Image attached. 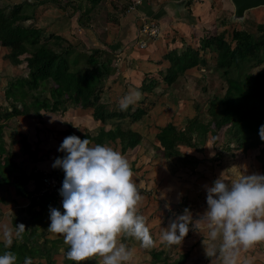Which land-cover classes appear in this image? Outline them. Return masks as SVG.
Listing matches in <instances>:
<instances>
[{"label":"trees","instance_id":"obj_1","mask_svg":"<svg viewBox=\"0 0 264 264\" xmlns=\"http://www.w3.org/2000/svg\"><path fill=\"white\" fill-rule=\"evenodd\" d=\"M106 1L64 0V4L62 0H25L6 9L0 6V46L10 48L8 57L15 65L26 63L27 72V77L10 80L7 89L10 108H0V174H3L0 175V190L12 186L17 196L30 199V206L15 209L17 215L12 218L13 227L16 228L18 224L27 226L28 221L34 224L29 228V237H16L11 247H6V244L0 242V255L13 252L17 256V264H24L26 256L32 258L33 264H42L35 263L36 259L52 262L51 251L47 247L50 239L46 237V233L49 232L39 233V227H49L46 219H50V208L62 210L54 193L42 192L44 173L33 169L28 174L16 162L17 154L6 149V131L12 128L21 137L19 141L23 155H27L33 163L42 161L38 150H33L26 135L18 131V117L35 115L43 119L44 113L63 114L69 108L78 107L92 109L94 119L101 122L103 127L96 133L88 131L80 134L69 125L64 131L65 134L75 135L81 140L87 138L91 142L89 146H110L117 143L121 154L128 157V153H133L144 141L141 133L123 125V122L114 124L108 130L105 128L109 121L131 117L133 122H139L147 114V110L139 106L144 104L143 100L131 103L126 110L118 107V111H112L106 103H102L104 83L117 71L114 60L111 57L106 58L105 54L118 52L114 48L117 44H108V33L99 28L104 24L95 19V13L106 5ZM47 4H56L63 11L72 7L77 14L78 29L85 33L88 43L85 41L75 45L55 33L45 39L44 29L32 23L38 20L40 7ZM117 6L118 4L115 8ZM129 7L130 3L123 7L121 14H127ZM110 16L116 25H121L119 18L116 20L117 14L112 13ZM28 22L32 25L26 26L25 23ZM257 29V34L233 29L231 37L226 31H222L204 37L198 46L187 44L185 47L172 49L163 57L170 65L161 68L157 78L148 77L143 80L139 87V92L143 95L156 94L158 89H171L179 94L184 88L182 84L177 85L178 82L188 79L190 75L187 73L191 70L207 66L203 54L212 51L216 54V67L223 73L227 83L224 94L217 95L210 101L204 114L206 119L202 116L204 109L200 101L193 100L194 114L184 127L176 126L172 121L158 127L156 139L159 145H152L158 155L163 154L166 160L176 158L184 165L187 162L197 163L195 157L185 154L182 149L202 151L201 146L209 133L217 137L225 128L229 137L226 148L244 152L258 150L259 155L256 158L264 170V141L259 136V129L264 125V69L255 74L251 72L253 68L264 65V23L259 24ZM88 44L87 50L81 48ZM162 83H165L163 88ZM232 144H235L236 148H233ZM224 152L225 150L219 151L217 159ZM64 155L60 152L57 158H63ZM5 172L8 174L5 175ZM51 174L63 184L65 174L62 169L52 167ZM31 181H35L34 192L27 189ZM4 202L5 199L0 198V215L1 204ZM38 207L40 209L36 210ZM26 212L27 215H24ZM40 224L42 226H39ZM123 239L129 241L131 237ZM152 255L157 261H163L165 264H188L190 252H180L175 258L154 249Z\"/></svg>","mask_w":264,"mask_h":264},{"label":"rangeland","instance_id":"obj_2","mask_svg":"<svg viewBox=\"0 0 264 264\" xmlns=\"http://www.w3.org/2000/svg\"><path fill=\"white\" fill-rule=\"evenodd\" d=\"M23 1L25 0H0V6L6 9L7 7L19 4ZM28 1L33 2L34 0ZM83 1L86 2L87 0ZM143 1L144 0H107L106 5H103L104 8L102 7L103 9L101 8L98 12H94L96 14V21L104 24L99 27L100 30L109 34L107 37L108 44H111L110 42H112L115 37L114 29L118 28L110 15L112 13L117 14L116 20L119 18L120 23H131L132 20H134L133 22H137V16L135 18L133 16L137 13V8L142 6ZM189 1L190 0L186 2L184 10L185 16L177 14L174 9L175 15L172 17L169 16L165 21L167 25L166 23H162V20L149 19L145 22L156 23L160 29L165 27L164 31L161 29L158 37L151 38L147 41V37L141 34V28L145 23L141 25L139 29L137 28L138 32L136 31V36L138 41L136 45L130 49V51L133 50L134 59H148L149 51H145L144 49L151 47L150 43L156 42L157 40H159L160 43H154L155 46L153 49L160 51L167 46L169 48L168 50L181 47L185 41L198 46L201 42L200 40L204 37H210L222 31H226L229 37H231L233 29H243L257 34L259 32L257 26L264 23V8L262 7L247 11L243 17L237 18L235 16V6L231 0H191L190 4H188ZM62 2L65 4L64 0H62ZM147 2L149 3L146 5L155 8V10H159L166 6L161 5L163 0H147ZM129 3L130 7L127 14H121L124 11L123 7H127ZM117 4L118 6L115 8ZM143 4H145V2H143ZM142 9L143 7L140 11ZM39 10L38 14L40 15L37 16L38 20L32 24L35 23L38 27L44 29L43 37L45 39L53 33L60 35V32L63 31L68 40L70 39V41L72 43L74 42L73 44L76 45L75 40L68 34L70 32L68 30L72 28L69 26V22L71 23L77 20V14L74 13L72 7H69L67 11H63L56 4H47L46 6L40 7ZM118 10L119 12L116 13ZM32 24L31 22L25 23L26 26ZM177 25H180L182 28L178 29ZM190 27L196 29V31H193V34L189 32ZM72 36L78 39V41H86V43H88V39L82 30H76ZM81 48L87 50L89 44ZM105 57L114 59L115 55L107 53ZM203 57L207 60V66H200L188 72L187 74L190 75L188 79L185 78L186 80H180L177 84L179 86L182 84L184 88L182 89L183 92L179 94L171 89H158L155 92L156 94L152 95L145 93L149 96L143 95L139 92V87H141L144 79L142 75L139 74L140 72H135L139 67L133 64L131 65L130 63V65L128 64L127 59L130 58L128 56L127 58L125 56L124 60H121V56L120 58H115L117 71L108 77L104 83L102 103H106L110 110L118 111L121 99L133 91L141 94L139 99L134 98V102L143 100L144 104L139 106L147 110V114L139 122H133L131 117H127L125 120H114L105 124L106 130H108L114 124L123 122V125L127 127L130 126L133 130L141 133L144 138L141 146L137 147L133 153H128L129 157H124L131 165L134 173L133 181L136 183L143 197L138 214L144 216L156 244L155 247L146 249L141 247L140 242L134 238H131L129 241L122 238L121 242L132 252V258L127 264H165V262L157 261L153 257L152 251H154V249L175 258L180 252H191L194 264H223V259L219 251L221 240L212 241L208 235L210 231V221L205 215L208 207L206 202V188L211 187L214 181L219 178H222L224 182L231 185L232 182L238 180L242 175H264L262 164L256 158L257 155H259L258 150L244 152L239 149L228 150L226 148L229 137L225 133V128L218 133L217 137L209 133L204 145L201 146L202 151L186 148L182 149L185 154L195 157L197 163L187 162L184 165L176 158L166 160L163 154L158 155L153 149L152 145H159L156 139L158 127L165 126L167 122L171 121L174 122L176 126L184 127L188 120L193 117V100H196V102L200 101V105L204 109L202 116L205 117L204 114L210 101L217 95L221 96L224 94L227 83L223 73L219 72L216 67V54L210 51L204 53ZM119 62L121 68H119L120 66L117 64ZM14 66L15 65L10 61L7 55L3 57L0 56V105L4 104L5 107L10 106L9 101H7V89L10 80L27 77L25 65L19 67ZM149 67L153 66H151V64L140 66V68L146 70H148ZM130 69H133V71ZM260 69H264V65L253 68L251 72L255 74ZM127 79L129 81L125 82ZM164 86L165 83H162L161 87L163 88ZM48 88L46 89L47 93ZM173 96H175L176 99H174ZM135 107H137V105H135ZM69 125L80 134H84L88 131L90 133H96L98 129L103 127L101 122L94 119L92 109H84L81 107L69 108V110L63 114L48 113L45 114L43 119H39L35 116L26 118L21 117L18 119V131L26 135L28 142L32 145V149L38 150V156L42 161L33 163L27 155H23L21 151L22 144L19 141L21 137L18 136L12 128L7 129V136H5L6 149L9 152L13 150V153L17 154L15 159L16 162L21 165L28 174L31 173L32 169H41L44 171L42 173L45 175H52L50 172H47V170L53 165V161L60 155L58 149L64 138L68 137L64 131L68 129ZM13 139H16L14 140L16 142H14ZM92 146H95V144H91L90 147ZM231 146L236 148L235 144ZM108 147L120 152V147L117 143H112ZM222 150H225L224 154L217 159V154ZM41 170L38 171L41 172ZM4 174L7 175L8 173L5 172ZM222 174L223 176L221 177ZM0 175L2 176L3 174L1 173ZM156 180L158 182L154 184L153 182H156ZM2 197L5 199V203H2L0 221L2 220L3 214H8L10 216L9 213L14 206L19 209L30 205V200L27 201L25 198L17 196V192L12 186L4 187L0 191V198ZM56 198L59 205L62 206V202L60 203L62 199ZM39 209L38 207L36 210ZM185 209H188L191 213V219L189 223V232L182 241V244L168 245L166 242H161L162 229L168 228L172 221L178 216L183 215ZM60 211L63 212V207ZM46 213L47 211L45 214ZM15 215H17V212H14L12 218ZM24 215H27V212ZM46 221L50 224L49 217ZM9 222L10 217H5L0 222V242L6 243L3 236V229L5 226L9 227ZM31 222L32 221H28L27 226L25 224L26 230L22 234V237H29V228L34 225ZM39 226H42V224ZM47 227H39V233L49 232L46 230ZM46 236H49L48 239H50V242L47 243V247L50 248L52 262L47 260L44 261V259H36L35 263L74 264L73 261L67 259V252L70 250V246L64 243L63 236L54 233H46ZM14 238H16L15 232H13V239ZM213 245L216 248V254L208 256L206 252L210 251ZM256 246H259V244ZM246 260L248 264L252 263L250 257L244 258V261ZM83 264H99V258L86 260Z\"/></svg>","mask_w":264,"mask_h":264},{"label":"clouds","instance_id":"obj_3","mask_svg":"<svg viewBox=\"0 0 264 264\" xmlns=\"http://www.w3.org/2000/svg\"><path fill=\"white\" fill-rule=\"evenodd\" d=\"M140 95L133 91L123 97L121 110ZM259 136L264 141V125ZM90 143L87 138L70 135L58 149L65 155L56 158L52 167L62 169L65 178L63 184L60 182L61 196L54 194L62 199L63 213L50 208L47 230L63 236L64 243L70 246L67 259L74 264L92 258H99V264H127L132 252L122 238H134L146 249L156 244L144 216L138 214L143 197L133 181L128 160L111 147H90ZM206 191L208 235L212 241L221 240L223 264H236L241 248L248 250L264 243V175H242L231 185L219 178ZM190 219L191 213L185 209L183 215L162 229L161 242L181 245L189 232ZM25 230L24 224L16 225L15 236L22 238ZM3 236L6 247H11L13 230L5 226ZM206 253L215 255V246ZM0 264H17L16 254L9 251L0 255ZM24 264H33L32 258L26 256Z\"/></svg>","mask_w":264,"mask_h":264},{"label":"crops","instance_id":"obj_4","mask_svg":"<svg viewBox=\"0 0 264 264\" xmlns=\"http://www.w3.org/2000/svg\"><path fill=\"white\" fill-rule=\"evenodd\" d=\"M135 1V0H133ZM188 0H163V3H161V5H166L164 6V8H161L159 10H155V8L151 7V6H148L146 4H148L149 2H147V0L143 1L145 2V4H143L142 2V6L138 7V11L136 14H134V18L137 16V19L138 20L137 22H133L134 20L131 21V23H126V22H122L121 25H117L118 28L114 29V34H115V37L113 38V41L110 42L112 45H116L114 48H115V51H118L117 53H115V58L121 56V60L128 57L127 59V62L128 64L130 63L131 65H136V67H139L137 68L138 70H135V72H140L139 74L142 75L143 79H146L148 77H152V78H157L158 77V72L161 70V68L163 67H167L169 66L170 64L164 60V55L167 54L170 50H168V46L163 49L162 51L160 50H156V49H153V47L155 46V44H159V40H157L156 42H151L150 43V46L149 48H146L144 49L145 51H149L148 52V59H143V58H136L134 59V54H133V50L130 51L131 48H133L134 45H136V42L138 41L137 39V36H136V31H137V28L139 29L141 27V25H143L145 22H147V20L149 19H154V20H162V23H166L165 21L167 20V18L170 16H174L175 13H174V9L176 10L177 14L179 15H184V10H185V7H186V2ZM132 3V2H131ZM150 5V4H149ZM143 7V9L140 11V9ZM168 7V8H167ZM172 10V11H171ZM39 11H42V10H39ZM135 11V10H134ZM130 14V13H129ZM40 14H38L39 16ZM153 17V18H152ZM37 21V20H36ZM74 22V23H73ZM73 22H69V26L73 28V31H72V28H70L68 31H70L68 34H70L71 38L75 40V43L78 44L80 42H84V41H78V39H76L74 36V32L77 30V31H81V29L79 28L78 29V21L77 20H74ZM167 25V23H166ZM178 26V29L179 28H182L180 27V25H177ZM188 27V26H186ZM162 31L165 30V27L161 28ZM196 31V29H192L190 27V30L189 32L193 34V31ZM138 32V31H137ZM57 34V33H56ZM60 35L67 38L63 31L60 32ZM109 35V34H108ZM69 37V36H68ZM188 37H191V36H188ZM70 38V37H69ZM145 38V37H144ZM192 38V37H191ZM68 39V38H67ZM70 40V39H69ZM147 41H149V39H147ZM181 41V40H180ZM74 43V42H73ZM109 43V42H108ZM155 43V44H154ZM180 44V43H179ZM187 44H191L190 42H187L185 41V43L181 46V47H177V48H182V47H185V45ZM156 48V47H155ZM173 49V48H172ZM171 49V50H172ZM175 49V48H174ZM166 50H167V53H166ZM9 53H10V48H3L0 46V56H4V55H7L9 56ZM108 53V52H107ZM112 54V53H110ZM133 57V58H132ZM115 58L113 59L114 62L116 63L115 61ZM10 59V58H9ZM11 61V59H10ZM12 62V61H11ZM14 64V63H13ZM121 68V65H120V62L117 63ZM129 64V65H130ZM151 64V66L153 67H149L148 70L146 69H142L140 68L141 65H149ZM15 65V64H14ZM23 66L25 65L26 67V63H23L22 64ZM22 65H19V66H22ZM16 67L18 65H15ZM14 66V67H15ZM18 66V67H19ZM26 69V68H25ZM141 69V70H140ZM131 70V69H130ZM133 71V69L131 70ZM126 81H129L128 79L125 80ZM147 94H145L146 96ZM3 107V108H10V107H5V105H0V108ZM119 107V106H118ZM46 114V113H44ZM50 114V113H49ZM31 116H35V115H29V116H24L25 118L26 117H31ZM45 116V115H44ZM23 117V116H22ZM23 117V118H24ZM36 117V116H35ZM21 118V117H18V119ZM18 119H17V124H18ZM14 131V130H13ZM7 136V131H6V135ZM16 140V139H15ZM15 142V141H14ZM54 163V161H53ZM51 169H52V166H50V168L47 170V172H50L51 173ZM33 170V169H32ZM31 170V171H32ZM38 170H41V169H38ZM41 172H44L43 170H41ZM157 180L156 182H153L154 184H157ZM27 189L30 190V192H34L35 190V181H31L28 186H27ZM15 190V189H14ZM1 191V190H0ZM22 198H25L27 201H29L30 199L29 198H26V197H22ZM22 200V199H21ZM18 201V200H16ZM15 201V202H16ZM62 201H60L61 203ZM5 203V202H4ZM30 206V205H29ZM1 207H2V204H1ZM16 206L13 207L12 211H10V216L7 214H3L2 215V220L5 218V217H10V222H9V227L13 230V232H15L16 228L13 227V224H12V215L14 214L15 212V208ZM27 207V206H26ZM22 208H25V207H22ZM1 211H2V208H1ZM1 220V221H2ZM202 220V219H201ZM0 221V222H1ZM4 223V222H2ZM1 230V228H0ZM51 234V232H49ZM16 237V236H15ZM47 238L49 236H46ZM15 239V238H14ZM6 244V243H4ZM246 257H250L251 260H252V263L251 264H264V243H261L259 244V246H256V247H253L251 249H248V250H244L243 248H241L238 252V255L236 257V264H248V261H244V258ZM45 261V260H44ZM188 264H194V261H193V257H192V253L190 252V257L188 259ZM201 264H204V263H201Z\"/></svg>","mask_w":264,"mask_h":264},{"label":"built area","instance_id":"obj_5","mask_svg":"<svg viewBox=\"0 0 264 264\" xmlns=\"http://www.w3.org/2000/svg\"><path fill=\"white\" fill-rule=\"evenodd\" d=\"M160 32L161 29L156 23H145L141 28V34L147 37V39L158 37L160 35ZM42 188V192L48 191L50 193H56L60 195V189L62 188V184L57 178L45 175L42 178Z\"/></svg>","mask_w":264,"mask_h":264},{"label":"water","instance_id":"obj_6","mask_svg":"<svg viewBox=\"0 0 264 264\" xmlns=\"http://www.w3.org/2000/svg\"><path fill=\"white\" fill-rule=\"evenodd\" d=\"M235 6V16L241 18L247 11L264 8V0H231Z\"/></svg>","mask_w":264,"mask_h":264},{"label":"bare ground","instance_id":"obj_7","mask_svg":"<svg viewBox=\"0 0 264 264\" xmlns=\"http://www.w3.org/2000/svg\"><path fill=\"white\" fill-rule=\"evenodd\" d=\"M198 5V4H197Z\"/></svg>","mask_w":264,"mask_h":264}]
</instances>
